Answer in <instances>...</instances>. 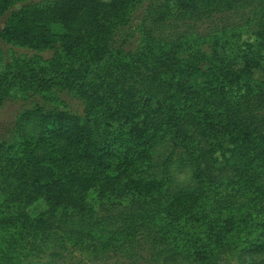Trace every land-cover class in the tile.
<instances>
[{
	"label": "trees",
	"instance_id": "trees-1",
	"mask_svg": "<svg viewBox=\"0 0 264 264\" xmlns=\"http://www.w3.org/2000/svg\"><path fill=\"white\" fill-rule=\"evenodd\" d=\"M0 41L35 51L0 45V106L54 86L82 103L24 110L0 148V261L72 222L101 239L97 217L192 264L264 252V0H39Z\"/></svg>",
	"mask_w": 264,
	"mask_h": 264
},
{
	"label": "rangeland",
	"instance_id": "rangeland-1",
	"mask_svg": "<svg viewBox=\"0 0 264 264\" xmlns=\"http://www.w3.org/2000/svg\"><path fill=\"white\" fill-rule=\"evenodd\" d=\"M39 0H13L14 5L6 12L0 20V28L4 25V20L8 13L18 10L20 7L30 5L38 2ZM209 21L204 20L198 22L200 27H205ZM1 48L7 60L9 48L14 55L17 56H31L35 51L24 48L19 45H12L11 43H2ZM48 56L47 52L43 53ZM2 67V64H0ZM38 107L42 112L47 109L60 110L62 108L69 109L70 111H81L82 103L71 89L51 87L46 93H34L26 98H7L0 106V148L3 144H10L13 142L16 131L18 128L19 115L24 110L33 109ZM171 148V144L165 140H161L153 145L151 149L152 158H158L160 154L167 153ZM166 150V151H165ZM179 180H186V170H182L177 174ZM45 208V203L42 200L35 202L29 207V212L32 215L39 213ZM97 217V213H95ZM100 224L96 225L98 233L102 236L98 239L96 236L90 237L85 233L90 232L91 225H84L83 230H78V224H70L71 231L61 232L57 231L49 236H43L40 239L41 245L38 242L24 247L3 250L8 251L9 255L0 261V264H132L133 258H137V254H142L136 264H192L190 259L185 257L181 252L175 249L166 247V252L160 245L153 240H148L144 236L142 230L124 231L123 227L115 223L102 222L97 217ZM128 233L131 234L128 242L123 245H117L116 242L109 243L114 233ZM140 239L145 244H136L135 239ZM152 239V238H151ZM112 243L116 247L112 246ZM143 246V247H142ZM36 247V248H35ZM140 247H142L140 249ZM149 258L146 260V258ZM257 262L264 264V252L243 256L242 248L238 247L231 252L222 253L213 264H248L250 262Z\"/></svg>",
	"mask_w": 264,
	"mask_h": 264
}]
</instances>
